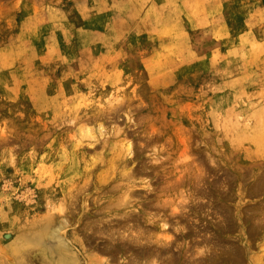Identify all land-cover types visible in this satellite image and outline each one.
<instances>
[{"label":"rangeland","instance_id":"rangeland-1","mask_svg":"<svg viewBox=\"0 0 264 264\" xmlns=\"http://www.w3.org/2000/svg\"><path fill=\"white\" fill-rule=\"evenodd\" d=\"M263 126L264 0H0V263L24 262L8 245L34 215L60 205L70 215L74 202L77 215L70 220L62 213L55 224L67 217L65 227L31 245L26 264H49L44 249L58 244L63 229L72 249H84V264L127 263L140 247L123 252L117 234L111 260L104 251L114 243L110 235L75 229L83 224L84 201L89 212L95 202L119 201L121 191L113 187L127 182L122 170L140 164L159 173L129 180L152 181L170 206L200 204L204 215L190 216L200 219L204 237L187 236L189 255L229 264L222 262L228 244L242 251L239 264H264V187L256 189L254 176L255 169L264 171ZM154 157L164 165L155 167ZM169 171L181 181L199 182L204 174L193 194L201 187L211 193L189 201L190 186L183 184L170 194ZM160 215L154 224L140 220L149 237L164 233L180 241L158 262L170 264L186 241V221L168 217L166 227ZM90 217L89 224L103 219ZM112 218L101 226L125 225ZM203 238L219 241L216 263L208 261ZM203 250L210 251L197 253Z\"/></svg>","mask_w":264,"mask_h":264},{"label":"bare ground","instance_id":"bare-ground-1","mask_svg":"<svg viewBox=\"0 0 264 264\" xmlns=\"http://www.w3.org/2000/svg\"><path fill=\"white\" fill-rule=\"evenodd\" d=\"M259 126H257V127H259ZM155 130H157V129H155ZM125 142H127L126 143L127 144L126 145V148L128 150L127 156L128 155L131 156L132 151H133L132 140L126 139ZM119 150H120V148H119ZM179 150H180V148H179ZM121 154H122V152H121ZM184 154L188 155L187 152H185ZM158 157H154L153 158L154 161H156V163L158 165V166H155V167H160V166L164 165V162L158 163L159 162V158ZM187 160H189V155L186 156V159H185L186 164H187ZM180 161H181L180 158L174 160L175 163H178ZM210 161L212 163L215 162L213 160V158H211ZM126 162H127V160H126ZM132 163H134V162H132ZM188 163H190V162H188ZM200 163L202 164L204 162L200 161ZM139 165L140 164H138V166ZM189 165L191 166V164H189ZM138 166H136L133 170L132 169L131 170H126V169L122 170L125 173L123 177H124V179L127 180V182L124 183L123 181L120 180L123 183L118 184V185L116 184L114 187L112 186L113 188H119V190L121 191V193L119 192L120 193V200L119 201H116L115 200V203H110L111 201L109 203H107V201L105 203L95 202L96 209H95L94 212H92V211L89 212L88 206L86 204L87 202H86V200L84 201V203L82 205V216L80 217V219L78 217L79 220H83V224L81 225V227H77V229H75V231L77 230V231H82V232L85 233V230L89 229V231H93L95 233H99L100 234V235L98 234L99 236H101V234H103V236L106 237V235H107V237H109V235H110L111 236V240L114 243H112V242L110 244L108 243L109 245L107 247L105 246L106 248L104 249V251H105V253H107V254L110 255V257H111L110 259L111 260H114L113 257H114V255H116L117 249H118V246H117V243L118 242L117 243L115 242V241H117V239L115 238V236L117 234H120L121 238H119V240H120V242H121V240L123 241V246L121 245L123 247L122 248V251L123 252H126L127 251V248L129 246L140 247L141 250H142L141 251L139 249H136V250H139L138 252H135L136 250H134V253L132 252L133 253V256L132 257L130 256V258H128L129 261L127 263H125V264H143V263H146V264H159L158 263L159 260L164 257V254L165 253H170V251L175 248L174 247L175 245L176 246H179V244L177 243V241H179V240H176V239L175 240H172V239H174V237L172 235H168V234L164 235V233H163V236L164 237L163 236H152V237H149V235L144 234V233H147V231L150 229V227H148V225L145 227V224L142 223V221L140 220V218L142 217L143 219H145L146 220V224L147 223H150V224L157 223L158 220L155 218V216H156V214L160 215L161 212H163L165 214L166 218H168V217H172V218L173 217H176V219L179 218L180 221H177L179 223V225H180L181 222H183V221L185 222L186 221L185 226L181 228V230L183 232H181V231L178 230L179 233L180 232L183 233V237L185 239L187 238V236H189V237H192L193 240H194V239H196L195 236H202V237H204V235L202 234V231H201L202 229H200L197 226L198 223H196L200 219H196V218H194V216H198L199 214H200V216L201 215L203 216L204 214L202 213V211H201L202 208H201V206H199L200 204L197 202L196 199L195 200H192L191 199L192 200L191 203H189L187 201L188 203L186 202L187 204H185V205H181L180 202H179L180 206H182V207H180L177 204H173V205L170 206V204L172 202L171 203L170 202L168 203V202H166L162 198V196L163 195L165 196L167 193L165 194V192H162L163 193L162 194L161 193L162 190L158 191L156 187L155 188L152 187V185H153L152 184V181H150L151 183H149V181H146V180L143 181V182H139L136 179L129 180L130 178H132L134 176H137V175H150L153 172L157 175L159 173L158 170H156V169H154L152 167L149 168L148 166H145V165L139 166V167ZM186 168H188V167H186ZM244 168L246 169V167H244ZM198 169L199 168L196 165L195 166V170L197 171ZM258 170L259 169H255L254 170V176L255 175L256 176H259L258 179H257V181L255 182L256 183V189L258 188V190H259L261 187L262 188L264 187V186L261 185L264 182V171H261V172L259 171L258 172ZM189 171H191V170H189ZM176 174H177V172H176ZM86 175H88V174L86 173ZM202 175H204V174H201V175L198 174V177H199L198 180H199V182L197 180H195L194 177H192L193 175L192 176L190 175L192 178L190 177L191 179L189 181H181L182 180L181 177H180L181 174H180V176L179 175H174V171H173V173L172 172L170 173V171H169V173L167 175L169 179H167V182H165L166 183L165 186H166V188H168V192L171 194V192H172V190L174 188H177V187H179V186H181L183 184L184 185L187 184V185L190 186L189 187V192L190 193H189L188 200H189V198H193V197H197L198 198V196L201 197L204 194L207 195V194H210L211 193V192L207 193L206 190L203 189L204 187H201L200 190H197L196 189L195 193L193 194V188L198 187V185L201 183V181H202L201 178H203ZM85 177L86 176L81 177V179H83V178L86 179L87 177L86 178ZM196 177H197V175H196ZM229 178L230 177L228 175H226L224 181L228 180ZM242 178H245V173H241V176L239 177V179L241 180ZM87 179L86 180H83L84 181V184H86ZM216 184H217V182H213V180L210 182V185H212L213 187ZM105 185L107 186V184H105ZM163 187H162V189H163ZM82 188L85 189V187H82ZM213 190H214V188H213ZM262 192H263V190H262ZM153 194L156 196V200L148 201V199ZM226 194H227V192H226ZM175 198H176V196L174 197V199ZM185 198H187V197H185ZM173 201H175V200H173ZM167 203H168L169 207L166 205ZM60 206H59V208H54L55 207L54 206L48 213H46L43 216L40 215V217H39L37 215H34L33 217H35V219L32 218L31 226H29L28 228H26L24 233L19 234L18 236H16L14 238V240L8 245L9 246L10 253L12 254V256L17 257V259L19 258V256L22 259H24L26 257L23 260L24 262H21V261L17 260L18 261L17 262L18 264H26V261H28L27 258H29L28 257L29 254L32 253V252H30V253L27 252V249L31 245H33V244L43 243L42 239H43V236H44L45 233H48L49 232V233L52 234V236H55V233L56 232H58L61 228H64L65 227V224L64 223H66L67 217H66V220L64 219V223H62V222L59 223L61 226L56 227L57 225L55 224V221H57L59 219V217H62L63 214H64V216L69 215L68 212H65L66 211V207H62L61 208ZM188 207H190V209ZM77 209H78L77 208V203L74 202L73 204H71V210H70L71 217H69L68 219H70V218L73 219L77 215ZM79 209H80V207H79ZM193 209H195V210H193ZM114 210H116L115 211L116 214L112 215L113 212H114ZM186 210H188V211H186ZM154 211H156V212H154ZM191 213H193L195 215L192 217V216H190ZM91 214H93V216H91ZM140 215H142V216H140ZM100 216H103L101 218L105 219L109 223H114V219L112 217L116 216V219H118V217L119 218L121 217L122 220L125 222V225L122 226V228H119V227L118 228L117 227L115 228L114 225L111 227V225L109 226V224L107 225L108 227H106L105 225L104 226H101V221L103 219L102 220L99 219L100 220V224L99 223L95 224V223H92V222H91V224L88 223L89 222V220H88L89 217L90 218H100ZM159 217H160V220L162 222H164V224L162 223V225H164L166 227L168 225H170V224H168V222H166L167 221L166 218H163L162 217V214ZM120 219H118V220L120 221ZM193 219H196V220L194 221ZM86 220H88V222ZM118 220H117V224H118ZM90 221H91V219H90ZM53 222H54V224H53ZM68 222H67V224H68ZM260 223H262V222H260ZM52 227L54 228V230L52 229ZM178 227H175V229H177ZM55 228H57V229H55ZM123 228H125V231L124 230L122 231ZM48 229H52L53 232H50ZM63 230H64L63 233H65V229H63ZM129 231L131 233H133V234H127L126 233V232H129ZM224 231H225V229H224ZM161 232H163V230ZM63 233L62 234H59L57 236L58 237L57 240H59V242H58L57 245H55V246H53L51 248L50 247H46L44 249L43 256L49 260V264H84V261H83L84 258H85V252L83 251L84 249L83 248L82 249L79 248L78 251L75 250V249H72V245H70L68 243V241H66L63 238L64 236L61 237V235H64ZM95 233H93V235ZM150 233H151V231H150ZM165 233H167V232H165ZM111 234H115V235H111ZM152 234H150V235H152ZM78 235L80 236L79 233H78ZM95 235H97V234H95ZM179 236L180 235H178L176 237H179ZM91 237H92V235H91ZM84 238H86V237H84ZM86 239H87V241L90 240L89 238H86ZM93 239H91V240H93ZM202 242L206 243L209 246V249L211 250V252H210L209 255H208V252L210 250L198 251L197 253H200V254H201V252L202 253H206L208 255V261L210 263H216L218 258H217V254L215 255L213 249L219 243V241L216 240V242H214V240L212 238H210V239L209 238H203ZM92 243H93V241L91 243H88V244H90L92 246ZM33 246L34 247H36V246L38 247V245H36V246L33 245ZM70 246H71V248H70ZM181 246H182L181 247L182 250H181V252L178 255L176 253H172L171 256H169L170 257V259H169V263L170 264H177L178 263L177 260L179 258L182 259L181 261L183 262V264H204L203 260H199L200 258L199 259L196 258V255L194 256V254L192 252H191V255H189L190 254L191 247H190L189 243L187 242V239L184 242V244L182 242V245ZM223 246H224V255L225 256H224L223 259L221 258L223 260L222 262H225L224 260H227V262L229 264H239L241 262V261L238 260L239 258H241L239 254H241L242 251H239L241 253H238V251H237L236 248H233L231 245H228V244H224ZM39 247H41V245H39ZM31 248H32V246L29 248V250ZM37 249H39V248H37ZM31 251H32V249H31ZM119 252L122 253L121 251H119ZM127 253H128V251H127ZM187 256H190V257H187ZM167 259H168V257H167ZM162 260H161V262H162ZM105 264H112V263H111V261L109 259H106L105 260ZM162 264H163V262H162Z\"/></svg>","mask_w":264,"mask_h":264}]
</instances>
